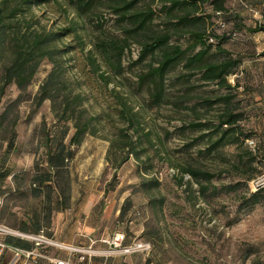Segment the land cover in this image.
Wrapping results in <instances>:
<instances>
[{
	"label": "rangeland",
	"instance_id": "rangeland-1",
	"mask_svg": "<svg viewBox=\"0 0 264 264\" xmlns=\"http://www.w3.org/2000/svg\"><path fill=\"white\" fill-rule=\"evenodd\" d=\"M224 3L223 19L234 37L212 26L216 18L210 4L170 12L168 0H138L133 12L151 9L154 15L133 34L125 32L130 24L108 0L88 10L70 0H40L27 7L23 16L33 27L63 33L55 43L64 51L61 80L79 95L85 116L94 119L77 147L69 142L73 121H57L49 100L36 103L51 69L48 59L29 84L8 85L0 115L14 103L0 116V154L22 157V185L55 206L69 196L76 211L93 205L96 217L104 215L101 231L110 233L121 223L128 234L151 244L156 264H264V191L261 202L251 206L247 184L264 173V0ZM185 13L199 20L171 24ZM208 30L216 35L214 61L225 58L226 50L240 60L227 76L232 88L204 82L199 74L183 77L177 66L166 73L155 101L140 76L156 66L159 53L139 61L141 42L169 33L170 45L185 47L189 33ZM115 46H125L120 56ZM226 111L239 113L240 120L234 142L226 143L225 137L217 145ZM130 136L136 154L115 168L125 156L121 142ZM169 168L173 175L165 172ZM187 168L211 178H185ZM151 178L158 186L144 188L142 181Z\"/></svg>",
	"mask_w": 264,
	"mask_h": 264
},
{
	"label": "trees",
	"instance_id": "trees-1",
	"mask_svg": "<svg viewBox=\"0 0 264 264\" xmlns=\"http://www.w3.org/2000/svg\"><path fill=\"white\" fill-rule=\"evenodd\" d=\"M39 1L0 0V104L5 96L8 85L15 84L17 87H23L29 84L35 78L42 61L48 59L51 64V69L41 82L35 95L36 103L40 104L43 101L49 100L51 102V110L57 121H73L74 132L70 136L69 142L72 145H80L85 135L89 133V126L94 117L85 116V110L81 108L79 95H72L70 91H67V88L61 80L63 70L60 58L64 54V51L58 48L55 43L62 38L63 33L36 29L33 27L30 19L23 16L27 7ZM70 1L76 3L80 10H88L100 0ZM108 1L112 3L114 13L130 24L128 28L124 29L126 33L133 34L143 31L153 20L154 12L151 9L133 12V8L138 0ZM168 4L165 8L170 12L177 7L192 8L196 11L198 6L210 4L213 7L215 18V13L220 11L222 12V20L224 21V0H168ZM197 19L195 17L192 19L190 14L185 13L175 17V23L171 24L186 25ZM212 26L219 28L221 35L225 34L226 37H232V33H236L227 31L225 21L224 27H221L217 25L215 19ZM258 30L253 29L252 31L255 32ZM189 35L190 37L185 47L170 45L169 33L151 36L141 42L138 52L139 61L144 60L148 56H153L157 52L159 53V60L156 61V66L151 67L146 73L140 76V82L148 85L149 94H151L155 101H159L161 98V85L164 83L166 73L177 66H181L184 72L183 77L199 74L200 79L204 82H212L220 88H232L227 81V76L239 66L240 60L232 57L231 53L226 50L223 51L226 52L225 58L214 61L212 59L211 46L215 42L216 35L212 34L209 30L207 33L194 31L189 33ZM210 37L213 38L214 42H209L208 39ZM115 49L120 56L125 46H115ZM13 103L11 102L8 106L13 105ZM7 107L0 116H5ZM125 108H127L126 103H122V112L126 111ZM240 116L239 113L232 111H226V113L221 115L218 128L225 126L226 129L220 133L219 137L215 140V144H222L225 137L226 143L234 142L237 122L240 120ZM129 120L132 122L131 117H129ZM114 145V142L111 141L110 147ZM120 147L126 150L125 156L117 161L115 168L125 162L129 154H136L131 136L125 141H122ZM184 172L196 180L200 176L205 181L211 178L209 173H202L194 168L184 169ZM181 180L182 177L179 179V182ZM158 184V180L154 178L145 179L141 183L146 189L157 187ZM204 191L205 187L200 186V192ZM263 191L264 189L258 192H252L249 205L252 206L260 203L259 194Z\"/></svg>",
	"mask_w": 264,
	"mask_h": 264
},
{
	"label": "crops",
	"instance_id": "crops-1",
	"mask_svg": "<svg viewBox=\"0 0 264 264\" xmlns=\"http://www.w3.org/2000/svg\"><path fill=\"white\" fill-rule=\"evenodd\" d=\"M23 166L21 156L17 158L0 154L1 226L23 233H35L40 229H44L48 237L69 245L85 244L88 235L97 238L109 236L116 229L110 233L101 231V223L105 221L103 213L100 212V215L96 217V213L99 214V212L93 213V205L88 207L86 204L83 207L79 206L76 211V208L70 202V196L64 198V203L58 206H55L52 202L47 203L42 193L32 191L22 185ZM46 180L44 179V181ZM117 212L110 215L108 225L112 222L111 218L117 215ZM116 223L118 222L116 221ZM128 236L142 240L138 235L131 236L128 234ZM0 239L11 246L24 249L33 248L30 241L14 233L1 234ZM98 247L102 246L98 245ZM47 254L59 258H65L68 255L66 251L54 248L48 249ZM152 254L151 251L137 252L126 256L110 257L107 261L111 264H156ZM102 260L103 258L96 257L92 260V264H98ZM0 264H34V262L15 255L9 249H4L0 255ZM39 264L48 263L41 261Z\"/></svg>",
	"mask_w": 264,
	"mask_h": 264
},
{
	"label": "built area",
	"instance_id": "built-area-1",
	"mask_svg": "<svg viewBox=\"0 0 264 264\" xmlns=\"http://www.w3.org/2000/svg\"><path fill=\"white\" fill-rule=\"evenodd\" d=\"M215 14L217 25L224 27L222 12L217 11ZM232 36H236V33H232ZM208 40L209 42H214L212 37ZM165 172L169 175L175 173L171 168L167 169ZM184 176H186L185 178H189V175ZM247 184L251 192H258L264 189V173L250 179ZM136 214L139 213L136 212ZM8 233H14L30 241L33 244V248L24 249L11 246L0 239V255L3 253L4 249H9L15 255L25 260L33 261L34 264H39L41 261H46L48 264H92V260L96 257L103 258L98 264H111L107 261L110 257L126 256L137 252H149L152 248L151 244L147 241L139 240L135 237L130 238L127 230L121 223H118L116 229L109 236L97 238L88 235L86 236L85 244L81 245H69L58 242L48 237L44 229H40L35 233H23L12 231L0 225V235ZM98 245L102 247H98ZM50 248L66 251L68 255L65 258L51 256L47 254Z\"/></svg>",
	"mask_w": 264,
	"mask_h": 264
}]
</instances>
